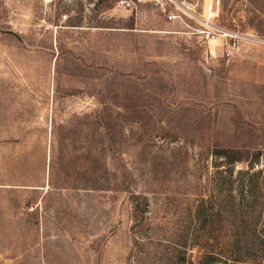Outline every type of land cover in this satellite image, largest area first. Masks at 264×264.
<instances>
[{"label": "rangeland", "instance_id": "rangeland-1", "mask_svg": "<svg viewBox=\"0 0 264 264\" xmlns=\"http://www.w3.org/2000/svg\"><path fill=\"white\" fill-rule=\"evenodd\" d=\"M0 264H264V0H0Z\"/></svg>", "mask_w": 264, "mask_h": 264}]
</instances>
